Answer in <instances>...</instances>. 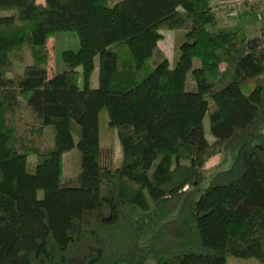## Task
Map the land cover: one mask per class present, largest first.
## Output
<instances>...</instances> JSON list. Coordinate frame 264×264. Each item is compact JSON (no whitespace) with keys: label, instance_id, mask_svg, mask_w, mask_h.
<instances>
[{"label":"trees","instance_id":"1","mask_svg":"<svg viewBox=\"0 0 264 264\" xmlns=\"http://www.w3.org/2000/svg\"><path fill=\"white\" fill-rule=\"evenodd\" d=\"M214 24L209 0H0V264H264V24ZM160 31L184 35L172 68ZM204 118L224 155L207 172Z\"/></svg>","mask_w":264,"mask_h":264},{"label":"rangeland","instance_id":"2","mask_svg":"<svg viewBox=\"0 0 264 264\" xmlns=\"http://www.w3.org/2000/svg\"><path fill=\"white\" fill-rule=\"evenodd\" d=\"M245 2V0H233L230 2H226L220 6V9H222L223 13L220 15L218 11L214 8L212 10L214 15V27L213 29H224L221 25L224 24L227 26L233 25L235 26L236 23L239 20L252 22L253 24L257 25L259 24L257 21L254 20L253 14H251L248 18H245V16H241L239 14V9L241 4ZM257 6L259 7L258 10H262L261 12H258L256 16L260 17L262 19V16L264 17V0H258ZM213 9V8H212ZM234 10L235 11V17H232L231 19L227 17V14ZM240 18V19H239ZM222 23V24H220ZM243 31V29L241 28ZM245 32V30H244ZM249 34H245V36H251L250 32ZM160 34L162 36V39L157 43V50L162 54V56L165 57L167 60V63L170 68H172L179 55V46L184 40V35L182 32L179 31H160ZM78 42L75 33L68 32V33H58L51 37H48L45 41L44 50L46 53L47 58V72L46 76L48 79L51 77L57 75L58 73L62 72L64 70V64L61 60V53L64 50H70L74 51L77 50ZM25 64L30 63V58L27 52H25ZM198 65V62L196 60L193 61L192 67H196ZM96 80H97V72H94L91 79H90V88L95 89L96 88ZM192 83L189 79V76L186 77V83L185 88L191 89ZM98 126H99V144L101 147H109L112 149L113 152V160L112 165H115L119 162V146L118 142L115 136V133L110 131L106 124V115L104 111H101L98 115ZM202 127L205 139L208 143V150L210 152V156L207 158V160L204 163L203 170L205 172L210 171L213 167L220 164L223 159L224 155L221 152V145H218L214 142V140L208 135L207 132V121L204 118L202 121ZM78 153L75 148L72 150L62 154L61 156V166H60V177L64 179H71L75 176L78 170ZM227 166H224L226 168ZM147 264H153V262H148ZM225 264H261L258 261L254 259H236L233 257H226Z\"/></svg>","mask_w":264,"mask_h":264},{"label":"crops","instance_id":"3","mask_svg":"<svg viewBox=\"0 0 264 264\" xmlns=\"http://www.w3.org/2000/svg\"><path fill=\"white\" fill-rule=\"evenodd\" d=\"M35 1H36V3L38 5H42L43 2H44V0H35ZM230 1H233V0H209L211 6L213 8L212 10H214V8H215L220 15H222V13H223L222 9H220V6L222 4H224L226 2H230ZM257 2H258V0H245V2H243L241 4L240 9H239L238 12H239V14L241 16H245L246 15L245 18H248L251 14H253L254 20L257 21L259 24L255 25L252 22L243 21L242 20L243 18H242L238 22L237 21L234 22V23H236L235 26H233V25H230V26L225 25L224 26V24L220 23V24H222L221 26L224 27L225 29L226 28H231V29L232 28H235L237 30L238 29L241 30V28H242L243 31L245 30V33H247V34H249L248 32H250V33L252 32L251 33V34H253V35H251L252 37L253 36H258L260 26L262 24H264V18L260 19V17L256 16L258 12H261L262 11V10L261 11L258 10L259 7L257 6ZM77 49H78V47H77ZM94 72H97V70H96V64H95V68H94L93 73ZM93 73H92V75H93ZM92 75H91V77H92ZM91 77H90V79H91ZM96 83H97V80H96ZM89 86H90V81H89Z\"/></svg>","mask_w":264,"mask_h":264},{"label":"built area","instance_id":"4","mask_svg":"<svg viewBox=\"0 0 264 264\" xmlns=\"http://www.w3.org/2000/svg\"><path fill=\"white\" fill-rule=\"evenodd\" d=\"M227 15L230 16V17L235 16V11L232 10V11H230Z\"/></svg>","mask_w":264,"mask_h":264}]
</instances>
